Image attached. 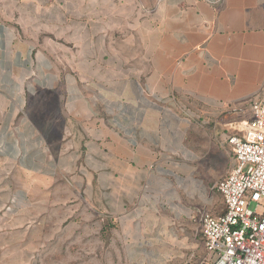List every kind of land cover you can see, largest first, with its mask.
<instances>
[{"label":"crops","instance_id":"1","mask_svg":"<svg viewBox=\"0 0 264 264\" xmlns=\"http://www.w3.org/2000/svg\"><path fill=\"white\" fill-rule=\"evenodd\" d=\"M123 1L138 16L127 38L89 51L71 39L72 0H0V163L69 185L164 264H204L197 213H224L227 139L264 101V0ZM56 26L62 42L43 38Z\"/></svg>","mask_w":264,"mask_h":264},{"label":"rangeland","instance_id":"2","mask_svg":"<svg viewBox=\"0 0 264 264\" xmlns=\"http://www.w3.org/2000/svg\"><path fill=\"white\" fill-rule=\"evenodd\" d=\"M60 6L63 8V3ZM132 9L134 4L123 0H72L71 39L86 35L89 51L96 49V40L102 44L103 41L126 39L129 35L127 25L138 18L128 16ZM63 34L62 26H56V31L42 33L43 38L54 42H62L59 39ZM78 46L73 42L72 52L75 53ZM17 179V182L22 180V189L19 185L18 189L15 187ZM67 187L69 185L62 183L50 185L46 178L39 176H16L12 166L0 163V233H12L0 236V246L8 245L9 259L17 264L167 263L169 257L154 255L146 248H141L145 251L136 250L133 243L138 241L113 237L110 222H102L93 209L84 205L79 193L67 191ZM16 200L23 206L18 211L13 207ZM6 201L7 206L4 205ZM16 216L22 217L21 226L16 227ZM4 218L8 219L4 222ZM136 252L143 253L136 255ZM173 263L176 264L175 260Z\"/></svg>","mask_w":264,"mask_h":264},{"label":"built area","instance_id":"3","mask_svg":"<svg viewBox=\"0 0 264 264\" xmlns=\"http://www.w3.org/2000/svg\"><path fill=\"white\" fill-rule=\"evenodd\" d=\"M227 145L233 166L215 189L225 211L198 212L204 264H264V101H250Z\"/></svg>","mask_w":264,"mask_h":264}]
</instances>
